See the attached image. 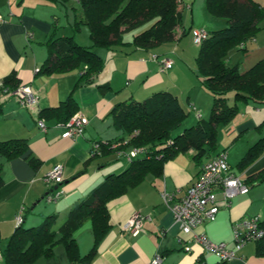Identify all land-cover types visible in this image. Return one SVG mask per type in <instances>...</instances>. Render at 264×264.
Returning <instances> with one entry per match:
<instances>
[{
	"label": "crops",
	"instance_id": "crops-1",
	"mask_svg": "<svg viewBox=\"0 0 264 264\" xmlns=\"http://www.w3.org/2000/svg\"><path fill=\"white\" fill-rule=\"evenodd\" d=\"M205 1L200 0L193 8L195 3L188 5L191 0H182L181 12L186 8L192 12L193 21L196 17L199 21L188 31L182 24L176 30L178 35L166 43L150 49H136L128 44L96 48L102 57L103 67L92 83L77 84L81 72L77 69L49 74L42 68L48 56L46 41L52 34L56 37L74 34L75 39L76 32L72 29L74 13L72 21L66 13L71 33L59 34L61 7L58 1L0 0V141L18 138L28 143L21 155L10 159L0 155L3 180L0 187V236L3 245L15 230V215L19 210H22V226L25 228L37 226L45 217L53 215H56L54 224L57 228L66 220L69 209L87 197L107 175L119 173L129 165L124 155L115 152L91 153L94 141L106 143L123 136L122 131L113 125L109 113L115 104L134 98L144 99L158 90H168L178 98L181 108L187 113L179 133L184 127L196 125L199 120L209 117L213 96L201 83L202 77L196 71L195 48L186 45V40L181 38L185 34L192 38L193 29L207 25L203 22L201 11ZM256 1L264 8V0ZM183 15L182 12V19ZM29 32L33 33L32 38L26 37ZM133 33L135 31L123 34L125 43L131 42ZM80 38L81 43H89V29L83 31ZM245 45L247 50L243 51V58L233 51H240L237 48L230 50L228 65L230 61L234 63L242 58L245 60L242 70H245L254 62L264 60V19L259 23L257 34ZM161 57L171 58L173 66L161 71L158 62ZM11 74L16 88L27 85L36 93L37 102L33 109L23 104L16 94H9L13 89L3 86V80ZM68 97L77 103L75 112L87 118L83 132L74 137H63L65 122L60 116L51 115L47 119L41 117L45 123V128L41 129L38 125L39 111L57 107ZM233 101L231 94L228 104ZM247 101L252 103L256 113L241 118L234 124L233 130L238 131V135L245 130L259 133L246 140L241 154L237 152L233 158L229 155L227 161L229 168L248 184V191L231 198L229 206L220 209L213 221H205L198 228L213 243L225 242L230 247L234 244L233 222L253 215L264 218V186L254 188L264 181V151L247 167L238 166L248 148L264 138V103ZM235 116L228 125L223 124L227 132L231 130ZM219 145L216 153L226 151L233 143ZM216 153H210L197 164L190 153L178 152L163 163L162 174L150 173L136 186L128 187L125 193L109 200L106 203L109 227L96 244L90 221H84L73 232L79 256H87L93 249L88 264H149L155 255L161 256L160 264H215L219 261L217 255L207 252L180 231L161 196L165 192L175 201L184 196L199 174L201 165ZM31 158L35 162H30ZM57 165L62 166L64 180L60 184H48L44 177ZM55 189L62 192L60 196L53 202L46 201L45 196ZM135 213L148 218L143 221L140 232L133 235L123 231L121 225ZM256 248L257 241L243 245L237 256L226 264H264V252L259 254ZM55 251L59 260L57 263L51 258ZM55 251L51 257L44 261L38 259L35 264H70L63 245L62 248L56 247Z\"/></svg>",
	"mask_w": 264,
	"mask_h": 264
},
{
	"label": "trees",
	"instance_id": "trees-1",
	"mask_svg": "<svg viewBox=\"0 0 264 264\" xmlns=\"http://www.w3.org/2000/svg\"><path fill=\"white\" fill-rule=\"evenodd\" d=\"M52 1L66 6L68 0ZM75 1L79 10L74 12L73 32L80 31L81 25H86L92 44H78L74 34L57 37L52 34L46 41L48 56L42 68L49 74L77 69L81 71L77 84L92 83L103 67L102 57L96 48L128 44L136 49H150L172 40L176 28L182 26L178 0ZM205 5L210 15L222 17L227 22L224 28L207 30V36L198 45L199 50L194 58L196 71L202 77L201 83L213 96L208 119L199 120L196 125L184 127L182 132L174 134V130L183 124L187 113L181 108L178 98L168 90H158L144 99L134 98L115 104L109 113L113 125L123 133L118 141L126 139V142L111 148L112 141L106 144L100 140L102 152L110 154L123 150L125 154L131 148L140 147L145 153L127 160L129 165L125 170L107 175L87 197L69 209L66 220L59 227L56 228V215H53L30 228L18 225L4 245L0 236L1 264H35L40 258L51 257L56 243L63 245L70 264H88L93 249L87 256H79L73 238V232L81 223L90 221L96 244L109 227L106 208L109 200L125 193L128 187L136 186L150 173L162 174L163 163L178 152L190 153L197 164L203 162L210 153H216V128L221 123L228 125L233 120L238 112L237 101L264 103V60L254 62L242 71L238 70L237 65L227 64L230 50H247L246 42L254 38L259 23L264 19V8L256 0H206ZM146 24L141 31L132 34L130 44L124 42V33L135 31ZM12 79L13 74L3 80V86L14 90L16 86ZM231 94L234 101L229 105ZM77 109V103L68 97L57 107L40 110L38 116L46 119L49 115L60 116L66 122ZM168 141L172 143L168 144ZM27 147L28 143L23 139L1 140L0 155L14 158L23 154ZM262 151L264 138L248 148L238 166L247 167L259 158ZM29 161L34 160L31 158ZM2 184L0 173V187ZM261 227L264 228V219ZM256 251L259 254L264 252V238L257 241ZM226 263L222 260L215 262Z\"/></svg>",
	"mask_w": 264,
	"mask_h": 264
},
{
	"label": "built area",
	"instance_id": "built-area-1",
	"mask_svg": "<svg viewBox=\"0 0 264 264\" xmlns=\"http://www.w3.org/2000/svg\"><path fill=\"white\" fill-rule=\"evenodd\" d=\"M2 21L0 16V22ZM31 32L27 33L26 37L32 38ZM192 40L195 45H199L202 40L207 36L206 29H193ZM157 58V57H156ZM155 58V59H156ZM160 70L165 71L173 66L174 61L171 58L161 57L158 59ZM39 68H37L38 70ZM16 94L20 101L30 108H34L37 102L36 93L30 89L29 86H18L9 94ZM87 123V118L74 112L73 116L69 118L63 127V137H74L81 134L84 130V126ZM38 125L41 129L45 128L44 120L40 117ZM126 139L122 141H112L110 147H119L124 144ZM105 143V142H103ZM168 141V144H171ZM108 144V142H106ZM101 141H94L91 146V153L94 155H100ZM123 150L117 151L118 154L124 155L127 160L136 157L137 154L145 153V150L140 147L131 148L127 153H123ZM196 179L192 181L191 185L187 188L184 196L176 201L169 194L163 192L161 196L169 209L173 220L181 232L188 235L192 241L200 244L204 249L212 255H217L222 261L228 262L230 259L237 256L239 249L251 242L259 241L264 238V228L261 227L262 219L258 215L250 216V218H241L238 221L233 222V247L228 246L225 242H212L207 237L204 231H198V228L205 221H213L217 212L220 209L229 206L231 198L237 196V194H245L248 191V184L240 177L236 172L234 173L228 165L226 151L222 150L216 155L212 156L209 160L204 162L200 169ZM45 180L48 184H60L63 182L62 166H54L45 175ZM62 192L59 189H55L53 193H49L45 196V200L48 202L55 201ZM15 228L23 222L22 210H19L15 215ZM148 216L135 213L127 221L123 222L121 229L123 231L130 232L136 235L142 229L143 221ZM187 248V247H186ZM188 249V248H187ZM2 261V254L0 251V264ZM162 258L160 255H155L149 264H160ZM196 264H202L200 262Z\"/></svg>",
	"mask_w": 264,
	"mask_h": 264
},
{
	"label": "rangeland",
	"instance_id": "rangeland-1",
	"mask_svg": "<svg viewBox=\"0 0 264 264\" xmlns=\"http://www.w3.org/2000/svg\"><path fill=\"white\" fill-rule=\"evenodd\" d=\"M199 1L200 0H196V2H195V0H191V2L188 3V5H190V4L193 5V3H195L193 8H196L198 3H199ZM58 5L61 7V11H60V14H59V18L61 19V25L58 28V32H59V34H67L71 30H69V27H68V21H67L68 17H66V13L70 17V21H72L73 18H74L73 17V13L75 11L79 10V5L76 3L75 0H68L66 2V6H63V5H60V4H58ZM181 5H182V0H178V7L181 8ZM73 7H75V8H73ZM183 9L184 10L182 12L184 13V15H183V19H182V24L185 27L186 31H188L189 29H191V27H194V26L196 27V22H198L199 20H198V17H196L195 20L193 21V19L191 18L192 12L189 11L188 9H186V8H183ZM201 11H202V16L204 18V21L203 20L202 21L206 22L207 25H203V27L202 26L197 27L196 29H203V28L206 29V27H207L206 30L209 31V30H216V29L224 28V27L227 26V22H226V20L224 18L219 17V16H215L214 17V16L210 15L208 10H206V5L205 6H203V5L201 6ZM146 26H147V24L142 26V27H140V28H138V29H136L135 32L141 31ZM80 29L81 30L76 32V34H75V40L78 41L81 45L82 44L91 45L92 41H89V43L88 42L87 43H81V40H80L81 39L80 36L83 33V31H85V32L88 31L86 25H82ZM176 30H177V28H176ZM176 30H175L174 36L178 35V33L176 35ZM181 38H184L186 40V42H185L186 45L190 44L192 48H195V53L196 54L198 53V50H199L198 45H195L193 43L192 38H190L188 36V34L183 35V37H181ZM190 39H191V42H190ZM233 51H235V53H237V55H239V56H241L243 58V54H244L243 51H237L236 49H234ZM237 58H238V56H237ZM242 58H238V61H234V63H231V61H230L229 66L233 65V64H237L238 70L242 71V68L245 67L244 66L245 65V60H242ZM239 60H241V61H239ZM230 103H231V101H230ZM237 107H238V113H237V115L234 118L235 120L233 121V124L231 126V130L229 132H227V130L225 129V127H224V125L222 123L220 125H218L217 128H216L218 144H220L219 145L220 147L226 146L231 141L233 143V146L228 147L227 150H226L227 158L229 157V155L232 158L235 157L234 155H236L237 152H239V154H241V152H243L241 149H242L243 145L245 144L246 140L252 139L253 137H255V135L257 136V134L259 133V132L256 133L257 132L256 130H254V131L245 130V132L241 133V135H238V131L233 130L234 129V124L237 121H239L241 118L245 119V118H248L251 115H254L256 113V109L254 108V106L252 105V103L250 101H247V102L239 101L237 103ZM207 119H208V116H206L204 118V120H207ZM182 128L183 127L180 126L176 130H174L173 133L177 134L178 130L179 129L181 130ZM262 135H264V134H262ZM233 168H235V167H233ZM261 186H264V181H262L260 183V185L254 187V188L255 189H259V188H261ZM262 203H264V199H262ZM56 247L62 248V245L58 244V243H57V245L55 244L54 251H55ZM56 254H57V251H55L54 257L53 256L51 257L52 259H54V263H57L59 261L58 260V255H56ZM44 259H47V258L46 257L40 258V260H43V261H44ZM36 263H37V261H36Z\"/></svg>",
	"mask_w": 264,
	"mask_h": 264
},
{
	"label": "clouds",
	"instance_id": "clouds-1",
	"mask_svg": "<svg viewBox=\"0 0 264 264\" xmlns=\"http://www.w3.org/2000/svg\"><path fill=\"white\" fill-rule=\"evenodd\" d=\"M173 61V60H172ZM22 224V223H21Z\"/></svg>",
	"mask_w": 264,
	"mask_h": 264
}]
</instances>
